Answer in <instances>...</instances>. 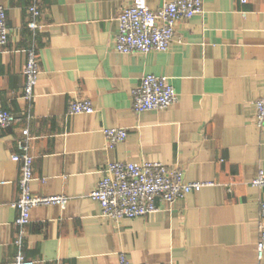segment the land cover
Listing matches in <instances>:
<instances>
[{
  "label": "crops",
  "instance_id": "0c3cea01",
  "mask_svg": "<svg viewBox=\"0 0 264 264\" xmlns=\"http://www.w3.org/2000/svg\"><path fill=\"white\" fill-rule=\"evenodd\" d=\"M32 0H0L8 43L0 48V264H14L21 165L11 160L27 130L32 195L65 196L64 208L30 211L21 253L33 264H264L257 259L258 202L249 185L264 172V128L253 103L264 97V0H203V14L179 21L164 53H117L119 13L167 0H38L39 29L27 24ZM40 66L33 98H24L26 50ZM146 75L165 78L177 102L135 114L132 94ZM94 113L68 115L73 99ZM127 131L108 149L103 129ZM161 163L187 182L211 184L158 212L117 222L88 195L107 164Z\"/></svg>",
  "mask_w": 264,
  "mask_h": 264
},
{
  "label": "built area",
  "instance_id": "2783aa9c",
  "mask_svg": "<svg viewBox=\"0 0 264 264\" xmlns=\"http://www.w3.org/2000/svg\"><path fill=\"white\" fill-rule=\"evenodd\" d=\"M244 4L247 0H241ZM38 0H32L27 8L30 21L27 27L34 32L39 29ZM203 14V0H167L158 10H150L140 2L123 9L117 16L118 32L113 42L114 50L123 55L152 52H166L174 37V27L179 21L190 20ZM8 43L6 9L0 5V48ZM40 66L32 45L26 50L24 76V98L31 101L33 90L38 82ZM177 102V94L167 80L154 75L142 78L140 86L132 94V108L135 114L149 111H163ZM255 125L264 128V97L253 103ZM68 115H91L92 104L87 99H73L68 105ZM15 122L14 115L0 109V129H9ZM106 147L112 149L127 137L125 129H103ZM31 137L27 130L18 143L19 154L12 155L13 162L21 165L19 179V198L12 204L17 211L15 226L19 230L16 246L19 249L14 264H33L21 253L24 228L30 222V211L38 206H59L64 208L68 198L65 196L38 197L30 190L33 180V158L30 154ZM249 185L258 190L264 189V172L259 171ZM211 184L187 182L180 170H170L161 163H121L107 164L96 188L88 195L101 210V216L117 222L122 219H136L158 212L157 204H172L183 200L192 193L199 192ZM257 259L264 254V200L258 202V240ZM118 264H130L124 254H120Z\"/></svg>",
  "mask_w": 264,
  "mask_h": 264
}]
</instances>
